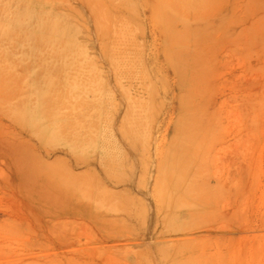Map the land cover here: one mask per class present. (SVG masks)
I'll return each mask as SVG.
<instances>
[{
    "label": "rangeland",
    "instance_id": "374dc122",
    "mask_svg": "<svg viewBox=\"0 0 264 264\" xmlns=\"http://www.w3.org/2000/svg\"><path fill=\"white\" fill-rule=\"evenodd\" d=\"M212 1L0 0V264H264V31Z\"/></svg>",
    "mask_w": 264,
    "mask_h": 264
},
{
    "label": "bare ground",
    "instance_id": "6f19581e",
    "mask_svg": "<svg viewBox=\"0 0 264 264\" xmlns=\"http://www.w3.org/2000/svg\"><path fill=\"white\" fill-rule=\"evenodd\" d=\"M233 1L234 3L238 2L239 5L242 7V9L247 8V12L245 16L238 20L239 26L248 22H252L259 29L260 32L264 31V0H233ZM214 4L217 5L218 1L204 0V16L206 19H210L212 6ZM49 26L50 25H48V27ZM50 28L53 29L55 34H57L58 36H61L62 33L63 34L68 33L69 30L65 25H61L58 22L51 25ZM45 81H50V78L46 77ZM37 97H38V104L30 105L27 102L25 105H21L17 108L16 111V114L18 115L16 119L17 125L20 128L25 129L27 131L39 125H44L46 128L45 131L49 134L48 139H50L51 142L53 140L56 144L59 145L62 144L61 133L58 131L59 125L54 126L56 128L55 130L52 125L53 123H50L47 120V113L44 109V106L39 101V94H37ZM84 111H85V115H88L87 114L88 110L87 111L84 110ZM53 115H59V114L53 109ZM37 135L34 134V136ZM0 147L2 148L3 151L6 152H9L10 150V146H8V144L5 141L1 142ZM71 206H73V208H71ZM71 206L70 207L68 206L69 209H67L66 212L70 213V209H71V211H74L76 214H78L77 212H79L83 217H87V213L84 212V207L86 208L85 205L84 207L83 205L78 206L77 204H72Z\"/></svg>",
    "mask_w": 264,
    "mask_h": 264
}]
</instances>
